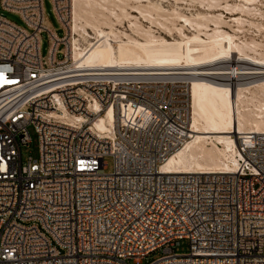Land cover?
I'll list each match as a JSON object with an SVG mask.
<instances>
[{
	"label": "built area",
	"instance_id": "1",
	"mask_svg": "<svg viewBox=\"0 0 264 264\" xmlns=\"http://www.w3.org/2000/svg\"><path fill=\"white\" fill-rule=\"evenodd\" d=\"M50 1L62 37L44 0H0L24 23L0 12V264H264V134L236 135L233 172L164 171L192 135L187 84L71 67L72 0Z\"/></svg>",
	"mask_w": 264,
	"mask_h": 264
},
{
	"label": "bare ground",
	"instance_id": "2",
	"mask_svg": "<svg viewBox=\"0 0 264 264\" xmlns=\"http://www.w3.org/2000/svg\"><path fill=\"white\" fill-rule=\"evenodd\" d=\"M161 1L72 0L71 67L187 84L192 135L163 170L233 172L238 164L236 135L264 134V43L239 37L245 23L264 30V23L244 18L259 16V12L264 18L256 5L261 0L226 4L230 11L239 8L243 13L234 14L233 24L223 13L211 11L220 0H190L207 6L190 15L174 7L169 10ZM124 22L130 32L121 29ZM148 22L161 25L171 39L166 37L169 34L158 35L153 25H145ZM213 63L226 66L210 67ZM115 119V110L114 115L109 111L99 118L96 128L105 130Z\"/></svg>",
	"mask_w": 264,
	"mask_h": 264
},
{
	"label": "rangeland",
	"instance_id": "3",
	"mask_svg": "<svg viewBox=\"0 0 264 264\" xmlns=\"http://www.w3.org/2000/svg\"><path fill=\"white\" fill-rule=\"evenodd\" d=\"M174 1L175 0H173V1L172 0H162L161 2L169 10H173L175 8H178L182 12H184V13H186L188 15H190L191 13H196L198 10H204L205 9L204 7L207 8V6H205L206 3L203 6L202 4H200L199 2H196V1L190 2V0H182V1H178V3H177V1H175V4H174ZM236 2L237 3L239 2L238 4H240V1H237V0H220L219 3H217L218 5L215 8H213L211 11L216 13V14L223 13V16L226 17V21H228V22L231 21L229 24H233V19L235 17L234 14H236V17H239V16H242L243 13L241 11H239L240 10L239 8H237L235 10V12H234V11H230L229 7H225V6H226V4L237 5ZM260 3L261 4H259V1L256 3V5L259 7V8L258 7L257 8L261 9L262 10L261 13L264 14V0H261ZM44 7H45L46 15H47L49 21L51 22L52 26L56 29L58 35L60 37H62L64 35V30L61 28V25L58 22L55 14H54L53 6H52L51 1L50 0H44ZM205 10H207V9H205ZM0 12L2 14L6 15L9 20H11V21H13V22H15V23H17L19 25H24L22 19L17 14L6 12V11H3V10L0 11ZM258 12H256V13L258 14ZM244 18H253V20H255L256 23L257 22L258 23H260V22L264 23V18H261L260 12H259V16L258 15H256V16H247V17L244 16ZM124 23L125 24L122 25L123 27L121 26V29L127 30L128 32H130L129 28L127 27L128 26V22H124ZM145 25H147V26H152L153 25V28L155 29V31L157 32L158 35H160L162 33L161 35H163V36H166L167 34H169V35L166 36L168 39H171V37H172V35H170V33L168 31L164 30V28L161 25H159V24L158 25L157 24H151V23L148 22V24L145 23ZM247 25H249V24H247V23L244 24V29L242 31H240L239 37H241L242 39H249V40L251 38H254L257 41H260V42L264 43V30L262 29L260 31L258 29V27L256 28L255 25H250V27L247 26ZM155 26L157 28H155ZM161 27L163 28V30L161 29ZM262 28H264V26ZM227 29L232 31L230 26H227ZM48 48H49L48 36H47L46 33H44L43 34V42H42V53H43L44 56L47 55ZM235 56L238 57L239 55L234 54V57ZM60 57H62V56H60ZM213 64L210 67H224V66H226V63H218V64L215 63L214 65ZM30 133H31V137H32L31 143L28 146H23L22 147V153H23L24 160H26L28 158V156H33L34 158H37L39 156V137H38V134L36 133V131H35V129L33 127L30 128ZM106 161L108 162V171H107V173H109V172H111L113 170V159L111 157H107ZM175 250H176V252H179V253H187V252H189V250H190L189 242L187 240H182L180 242V244L176 246ZM161 255H162V253L159 252V251L155 252V253H152L151 255H149L146 258V260L144 261V264H150L152 262H155L159 257H161Z\"/></svg>",
	"mask_w": 264,
	"mask_h": 264
}]
</instances>
